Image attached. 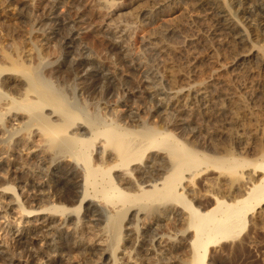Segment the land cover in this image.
<instances>
[{"label": "bare ground", "instance_id": "obj_1", "mask_svg": "<svg viewBox=\"0 0 264 264\" xmlns=\"http://www.w3.org/2000/svg\"><path fill=\"white\" fill-rule=\"evenodd\" d=\"M112 1L95 0L94 7L106 13L99 28L117 33L120 41L129 26L116 21L129 12L128 7ZM155 1L161 9L168 8L165 16H171L179 4L192 0ZM205 2L227 33L241 40L244 30L233 15H254L258 10L255 6L246 7L245 1L235 7L230 0ZM56 3L53 2L52 10ZM201 4L202 0H196L197 6ZM49 18L59 21L43 37L54 36L56 25L65 24V17L55 11ZM76 27L68 26L67 32L62 33L69 54L68 69L91 87L110 83V74L95 61L75 54ZM3 43L0 41V264H181L176 261L178 257H183L182 264H207L212 244L236 236L264 214V159L253 163L226 147L222 150L212 146L209 153L199 150L189 133V139L183 140L174 129L169 130V122L161 126L136 116L128 120L118 109L114 113L117 118L84 113L67 101L62 86H55L51 77L45 76L47 72L42 73L46 56L39 53L36 45L20 50L16 42L8 45L10 48ZM258 57V51H251L241 59ZM143 62H138V70L149 78L151 67ZM55 72L54 68L50 73ZM197 95L201 101L208 100L206 92ZM183 97L179 92L174 94L179 99L178 110L188 112L182 104ZM155 119L151 121L156 122ZM66 161L78 165V177L72 169L64 173L77 185L72 194L54 188L55 191L50 185L55 169ZM74 217L76 222L70 225ZM149 219L157 225L164 219L174 220L178 227L170 233L158 231L159 227L154 231L145 227ZM64 227L69 230L65 241L51 236L52 231ZM38 241H44L50 249L46 259L40 256V250L31 248L38 246ZM20 248L25 249L22 252L26 259L21 254L17 256ZM67 249L78 251L82 260L78 261L75 255L66 256Z\"/></svg>", "mask_w": 264, "mask_h": 264}, {"label": "rangeland", "instance_id": "obj_2", "mask_svg": "<svg viewBox=\"0 0 264 264\" xmlns=\"http://www.w3.org/2000/svg\"><path fill=\"white\" fill-rule=\"evenodd\" d=\"M113 1L128 7L129 12L128 15L122 16L119 18L120 20L116 21L117 23L122 22L124 27L129 26L127 27L128 32L126 31V35L123 36L125 39L119 38L120 41H118L117 33L105 32L99 28L106 13L105 10L98 11L95 9V0H0V41L1 43L5 42L3 44L7 48L16 42L15 44L20 45L19 48L22 47L23 50H26V47L29 49L32 44L36 45L39 53L46 56L43 65H41L42 73L47 72L48 75L46 73L45 76L51 77L55 86H62L67 101L76 105L78 110L84 113L117 118L114 113L118 109L120 110L118 113L121 116L124 114L122 116L124 118L127 116L126 119L128 120L136 116L145 118L144 120L150 124L166 126L169 122L172 126H168L169 130L173 131L174 129L173 132L177 133L179 138L183 140L188 138L187 133H189L193 137L189 135V138L199 150L203 149L202 151L206 150L209 153L212 146L222 150L226 147L227 150H233L242 158L253 163L262 162L264 159V0H233L235 5L230 0L234 7L241 1H245L246 3H243L246 7L251 5L258 9L256 14H252L253 16L242 13L233 15L235 19L240 20L239 23L244 30L242 40L227 33L217 21L216 16L210 13L211 10L207 9L208 4L205 1L208 0H202L203 5L201 4V6L196 5V0L182 3V6L179 4L178 11L171 16H165L168 8L161 9L162 7H159L155 0ZM53 2L58 3L52 10ZM54 11L56 14H60L63 19L65 17V24L56 25L57 30H55L54 36L51 34L52 36L43 37V33L49 31L52 25L58 24V19L53 21L49 18L50 13ZM149 13L151 14L147 15ZM78 15L80 16L78 17ZM73 19H76L75 22ZM71 22L78 25V28L76 27L77 30L75 31L77 39L76 45H74L76 47L73 46L75 49L70 48L74 49L78 56L84 55L81 59L95 61L103 71L105 70V73H109L112 77L110 83L97 86L98 88L96 86L91 87L84 82V79L83 81L81 78H76L75 74L69 70L67 65L69 54L65 48L67 45L64 43L63 34L68 30L66 27L73 25ZM66 23L69 24L66 25ZM126 24L128 25L126 26ZM151 45H154L153 48L150 47ZM154 50L156 52H153ZM251 51H258L259 57H261L256 58V60L250 58L243 61L241 57L250 54ZM140 60L151 67L149 78L138 70L139 66L137 65L142 63ZM50 62L53 63L50 64ZM150 63L151 65H149ZM54 68L56 72L52 75L53 73L50 72ZM66 68H69V71ZM151 77L153 78L150 79ZM201 85H204L203 88ZM108 87H110L109 91L107 90ZM201 91L208 94L207 99L209 101H201L202 98L197 95ZM175 92L185 96L183 103L180 102L188 112L178 110L179 99L174 98ZM167 95L168 99L166 100ZM171 110L175 114L170 113ZM186 114L188 118H186ZM179 118L181 119L179 120ZM154 119L156 122L151 121ZM244 140L245 143L247 141L246 144ZM240 141L245 145H239L238 142ZM249 142L253 145L251 143L250 145ZM249 148L255 153L253 154ZM93 156L95 157V154ZM71 164L73 163L66 161L58 169H55L50 184L53 185L51 189L65 191L67 194H72V191L78 189L75 188L77 187L76 183H73L75 180L73 178L69 180L64 175L67 170L72 169L78 177V165L74 163L72 166ZM72 180L73 182H70ZM53 181L58 182V184ZM262 216L264 217V214ZM262 216L256 223L249 222L246 228L236 236L212 244L207 254V264H264V218ZM75 219L74 217L70 220V225L76 222ZM152 221L153 219L146 221L145 227H150L154 231L156 227H159L158 231L166 233L169 231L170 233L177 230L178 227L177 223L173 222L174 220L164 219L162 222H158L160 225L153 224ZM172 226L174 227L172 228ZM98 227L97 225L95 228L98 230ZM68 231V227H64L52 231L51 236L58 241H65L67 234H69ZM37 244L39 245H31V248L34 246L33 251L35 249L37 252L40 250V256L46 259L50 252L48 245H45L44 241H38ZM40 245L45 249L42 247L40 249ZM20 249L16 250L17 256L20 257L21 254V258L26 259L24 252H22L25 249ZM47 251L49 252L47 253ZM68 254L75 255L78 261L82 260L76 250L67 249L65 255ZM180 254L183 253L180 251ZM107 257L106 255L105 259ZM182 258L178 257L176 261L182 264Z\"/></svg>", "mask_w": 264, "mask_h": 264}]
</instances>
